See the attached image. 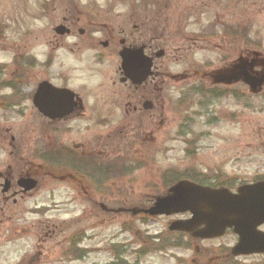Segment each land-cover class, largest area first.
Segmentation results:
<instances>
[{
  "label": "rangeland",
  "instance_id": "obj_1",
  "mask_svg": "<svg viewBox=\"0 0 264 264\" xmlns=\"http://www.w3.org/2000/svg\"><path fill=\"white\" fill-rule=\"evenodd\" d=\"M65 13L83 16L100 41L113 30V47L72 53L73 39L53 33ZM129 33L163 51L147 89L119 82L118 41ZM248 50L264 58V0H0V170L21 160L37 168L38 153L53 143L47 136L76 145L89 161L123 166L100 188L73 175L38 176L36 190L0 211V264H264V255L219 262L235 245L232 232L189 242L166 234L187 216L134 212L148 209L175 175L232 191L264 178V81L254 94L241 80L215 83ZM42 81L80 99L82 115L57 124L62 133L46 130L32 105ZM228 87L235 97H214ZM147 100L151 109H143ZM157 236L168 245L149 250Z\"/></svg>",
  "mask_w": 264,
  "mask_h": 264
},
{
  "label": "water",
  "instance_id": "obj_2",
  "mask_svg": "<svg viewBox=\"0 0 264 264\" xmlns=\"http://www.w3.org/2000/svg\"><path fill=\"white\" fill-rule=\"evenodd\" d=\"M122 82L129 80L141 84L151 74V61L143 55L142 49H125L120 53ZM255 91L264 81L244 73L239 76ZM228 79H220L218 82ZM33 105L44 116L55 120L69 114L73 104V94L67 90H57L46 82L41 83L33 97ZM149 103L144 109H150ZM24 192L36 187L30 178L18 180ZM8 190L5 183L3 192ZM143 213L150 216H173L189 213L190 218L174 221L169 230L191 233L192 237L205 240L222 237L231 229L238 237L232 248L234 256L264 254V233L257 228L264 224V181L238 188L237 193L225 189H211L197 186L188 181H180L168 189L165 196L155 198L153 205Z\"/></svg>",
  "mask_w": 264,
  "mask_h": 264
},
{
  "label": "flooded vegetation",
  "instance_id": "obj_3",
  "mask_svg": "<svg viewBox=\"0 0 264 264\" xmlns=\"http://www.w3.org/2000/svg\"><path fill=\"white\" fill-rule=\"evenodd\" d=\"M129 7V5L127 4ZM136 7V5H134ZM89 16V15H88ZM80 14H72V13H65L62 14L60 17V23L57 24L53 28V33L54 35H58L59 37H65V38H71L73 39L72 47H73V52L81 53L82 51L86 52L87 50H92L95 49V46H98L101 50L111 48L113 40H115L114 37V32L113 30H109L106 32V39L103 41H100L98 39H95L94 33L96 32L95 30H88L87 28L91 26L90 23H88L87 20H83ZM81 22H86L88 24H83L86 26V29H78L81 27ZM79 26V27H78ZM59 29V32L64 33L63 35L57 34L56 30ZM135 28H133V31ZM96 33H101L97 31ZM130 38L127 39H121L118 41V50L116 51V54H120L122 49H143L144 54L149 57L152 60L153 64V73L155 70V62L157 55H160L159 53H155L156 48H158V43L153 40V38L150 39L148 45L146 43L142 42H136L135 39L132 37V34L129 33ZM126 35L124 36V38ZM59 45H56V43L53 45V50L57 49ZM115 46V45H114ZM189 48L186 50L188 51ZM71 51V50H70ZM98 52V51H97ZM161 57L163 56V51H161ZM102 52L97 53V55H101ZM246 56L245 58H241L237 61L235 65L231 66V73L229 76H223L224 79H230L229 84L225 83L226 86H230L231 84H235L238 81H242V78H239V76L243 75L244 73L249 74L252 77L255 78H261L264 77V58H262V61L259 59L260 54L254 51H246ZM120 60H119V68H120ZM260 66V68H259ZM256 68H259L260 70H257ZM120 77H122L121 72L119 71ZM119 78V82H120ZM149 80L151 82L147 83ZM154 80V76H152L150 79H148L145 84L142 86H132L131 83L126 82V83H121L123 85H129L130 87H133L135 90L141 88V89H147V85L150 86L152 85ZM128 83V84H127ZM248 87V86H247ZM264 87V86H263ZM230 88V87H228ZM250 91L252 94L254 92L252 89L249 87ZM227 93H231L233 95L235 94V91L230 88V90H226ZM151 93V91H150ZM78 97L76 96L75 99L78 101V106L72 114L64 118L63 120H56V121H48L44 119L45 124L43 125L44 128H47L46 130H50L53 133L58 132L62 133V128L60 129L57 127V124H61L64 122L71 121L73 118H77L81 116L83 109L80 101L77 99ZM148 101V100H147ZM152 107V103H151ZM44 134V133H43ZM65 134V132H63ZM47 138L52 141L53 143H50L42 147L40 152L38 153L39 155V164L38 167L36 168L33 163H29L27 160H21L20 163H17L18 166H15L14 164H9L7 167L2 171L0 170V211H2L3 207H15L18 201H22L23 197L27 194L24 193L21 188L17 185V181L19 178L25 177V178H32L34 180H38V176H42V178H46L48 180H55V182L58 181H63L64 179H67V176H72L77 177L78 174L75 172L74 164L77 162V159H82L83 162L85 163V170L84 172L88 169V166H90L89 172L83 174L85 177L87 176H92L91 172H93V160L88 159V157L84 156L85 153L83 151H79V147L74 145V147L70 146H62L56 144L58 140L55 142L54 138H51V136H47ZM67 175V176H66ZM72 177V178H73ZM259 181H264V178H258L256 180H253L251 182H259ZM8 183V190L6 192H3V188L5 183ZM9 204V205H8ZM37 258V256H34ZM34 258V259H36Z\"/></svg>",
  "mask_w": 264,
  "mask_h": 264
},
{
  "label": "trees",
  "instance_id": "obj_4",
  "mask_svg": "<svg viewBox=\"0 0 264 264\" xmlns=\"http://www.w3.org/2000/svg\"><path fill=\"white\" fill-rule=\"evenodd\" d=\"M210 96V95H209ZM213 97V96H212ZM213 99V98H212ZM10 101H14L12 98L10 99ZM117 166L116 165H113V166H111V167H106V168H104V175L105 176H110L111 178H110V181H112L113 179H112V177L113 176H115L116 174H117V170H114L115 168H116ZM74 168H75V172L78 174V176H81L82 178H84V179H86L85 178V173H88L89 172V169H90V166H88V169L84 172V170H85V168H86V166H85V163L83 162V160L82 159H77V162L74 164ZM93 171H100L99 169H98V167H96L95 165H94V167H93ZM83 172H84V174H83ZM203 177V176H202ZM174 180H170L169 181V183H168V186H170V185H172V184H174L176 181H178V180H180V179H187V180H189V181H191V182H193V183H196V184H198V185H204V183L206 182V179H205V177H203L202 179L200 178V176H192V175H188V176H185V177H182V178H180V177H177V175H175L174 176V178H173ZM109 181V180H108ZM211 187H215V186H211ZM218 188H221L222 186L221 185H219V186H217ZM166 192V191H165ZM165 192L163 193V194H165ZM167 235H169V236H171V234L173 235V234H176V235H182V234H180V233H174V232H167L166 233ZM188 238L190 239V240H188L189 242L192 240V238L190 237V236H188ZM148 239V242L149 241H153V238L151 239V240H149V238H147ZM146 240V239H145ZM145 240L143 241V244H145ZM156 240L157 241H160L161 240V237L160 236H157V238H156ZM171 241V240H170ZM176 242L178 241V240H175ZM175 241H173L176 245H177V247H178V244L175 242ZM193 241V240H192ZM161 242H162V240L160 241V242H158V243H154L153 244V242H152V244H151V246H153V247H148L147 246V248L150 250V249H155V247H158L159 249H161L163 246H166V245H168V244H162V245H160L161 244ZM148 244V243H147ZM174 246V245H173ZM143 252H146L145 250H139V252H137V254H138V256L139 257H141L142 255H143ZM231 257V255H230V253H223L222 254V257L219 259V262H222L223 261V259L224 260H226L227 258H230ZM224 264V263H223Z\"/></svg>",
  "mask_w": 264,
  "mask_h": 264
}]
</instances>
